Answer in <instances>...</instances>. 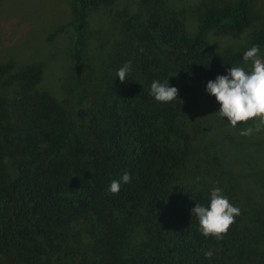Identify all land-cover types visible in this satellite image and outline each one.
<instances>
[{
  "label": "trees",
  "instance_id": "obj_1",
  "mask_svg": "<svg viewBox=\"0 0 264 264\" xmlns=\"http://www.w3.org/2000/svg\"><path fill=\"white\" fill-rule=\"evenodd\" d=\"M113 1L72 0L71 23L57 31H71L77 67L89 12ZM255 3L229 0L203 11L188 32L181 10L136 1L115 51L92 76L89 104L44 88L39 62L0 61V264H264L257 192L264 162L239 173L227 151L212 143L227 158L216 163L202 143L216 128L242 137L258 118L232 127L216 114L215 97L197 88L231 67L251 70L243 56L253 45L264 52L263 23L237 50L220 53L208 39L209 31L239 38L261 16ZM128 61L121 82L116 73ZM167 79L183 103L150 94L153 80ZM124 172L130 182L110 193ZM225 181L234 183L224 193L240 215L223 239L205 237L191 209L207 207Z\"/></svg>",
  "mask_w": 264,
  "mask_h": 264
},
{
  "label": "rangeland",
  "instance_id": "obj_2",
  "mask_svg": "<svg viewBox=\"0 0 264 264\" xmlns=\"http://www.w3.org/2000/svg\"><path fill=\"white\" fill-rule=\"evenodd\" d=\"M136 1L139 0H116L89 12L88 25L81 45L83 62L77 67L69 52L71 31H57L61 26L71 23L72 0H0V61L15 59L23 63L39 62L42 65L44 88L57 98L69 99L75 105L89 104L92 92L90 93L87 87L94 82L92 76L97 73L99 75L101 65L115 51L121 23L132 14ZM164 1L182 11L186 29L192 32L197 15L229 0ZM255 4L260 7L257 8L260 9L261 16L255 19L253 25L239 38L209 31L208 39L220 53L244 47L252 30L264 24V0H256ZM260 56L264 58V52ZM199 86L206 88V84L198 85L197 88ZM203 92L201 89L200 93ZM214 108L217 112L220 105L215 103ZM257 122L250 127L254 129ZM221 129L225 133L216 128L210 129L202 136L203 145L216 163L224 165L226 157L222 152H217L213 144L227 151L228 160L235 164L236 172L249 173L250 166L254 169L263 164L264 145H257V140L264 141V130L253 131L250 136L236 137L238 132L226 127ZM234 139L236 140L233 141ZM235 156L244 159L245 163L236 162ZM258 182L262 183V178ZM223 184L225 187L218 188L225 196V189L232 183L225 181ZM257 185L258 202L264 206V184ZM241 199L248 200L245 196Z\"/></svg>",
  "mask_w": 264,
  "mask_h": 264
},
{
  "label": "clouds",
  "instance_id": "obj_3",
  "mask_svg": "<svg viewBox=\"0 0 264 264\" xmlns=\"http://www.w3.org/2000/svg\"><path fill=\"white\" fill-rule=\"evenodd\" d=\"M259 46L253 45L245 51L243 60L252 62V69L246 71L242 67H231L226 75H217L214 80H208L205 91L213 95L220 104L217 111L219 117L227 118L232 127L238 123L256 120L255 128L252 127L240 131L242 136H250L253 131L264 130V58L259 55ZM131 70V61L126 62L117 70L116 77L121 82L128 79ZM150 94L160 102L176 101L183 103L178 98V89L169 86L168 79L161 83L153 80L150 86ZM131 176L124 172L119 180H112L108 191L118 194L122 183H129ZM192 216L199 220L200 231L207 236L216 239H223L230 226L235 222V217L240 215V209L233 206L227 197L221 194L219 188L211 191L210 204L205 207L196 203L191 209ZM206 257H211V252L205 253Z\"/></svg>",
  "mask_w": 264,
  "mask_h": 264
}]
</instances>
